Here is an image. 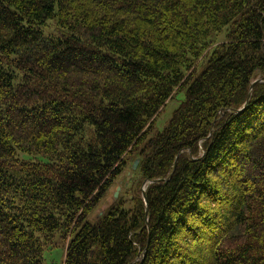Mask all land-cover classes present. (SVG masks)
<instances>
[{
  "label": "trees",
  "instance_id": "16d2710c",
  "mask_svg": "<svg viewBox=\"0 0 264 264\" xmlns=\"http://www.w3.org/2000/svg\"><path fill=\"white\" fill-rule=\"evenodd\" d=\"M138 158L147 206L90 223ZM59 242L64 264H264V0H0V264Z\"/></svg>",
  "mask_w": 264,
  "mask_h": 264
},
{
  "label": "rangeland",
  "instance_id": "374dc122",
  "mask_svg": "<svg viewBox=\"0 0 264 264\" xmlns=\"http://www.w3.org/2000/svg\"><path fill=\"white\" fill-rule=\"evenodd\" d=\"M170 107H172L170 105ZM170 110L166 112L164 115L160 118V124L159 128H163L168 122L169 118L172 113V108H169ZM166 123V124H165ZM94 131L90 128V130H87L84 132L85 142H89L91 144H94L95 137L91 141H87L91 139L92 136H94ZM133 160H128L126 167L124 168L123 173L119 178L114 182L113 186L111 187L110 191L105 195L103 200L100 202V204L97 206V208L91 213V215L88 218V221L90 223H98L101 222L105 217H107L114 209H122L126 212H131L136 207L135 200L137 198H141V193H139V190H141V187L145 185V183H141L142 176L141 174L135 171L131 170ZM131 172V173H130ZM117 188H121L118 197H114V193L116 192ZM75 233L71 230L69 233V239L74 237ZM59 237H57L58 240ZM200 242H205L204 238H198ZM61 242V241H60ZM57 244L58 247L61 248L51 252L49 256L46 257V264H50L51 259L55 261L56 264H64V258H65V251L62 249V245ZM56 247V246H55ZM48 252V251H47ZM46 252V255H47Z\"/></svg>",
  "mask_w": 264,
  "mask_h": 264
},
{
  "label": "water",
  "instance_id": "95a60500",
  "mask_svg": "<svg viewBox=\"0 0 264 264\" xmlns=\"http://www.w3.org/2000/svg\"><path fill=\"white\" fill-rule=\"evenodd\" d=\"M260 82V81H259ZM258 81H256L254 84H253V86L255 85V84H257V83H259ZM253 86H252V88H253ZM252 88H251V91L250 92H252ZM251 99V96L249 97V99H248V101H247V103L245 104V106H244V110L247 108V106H248V102H249V100ZM243 109H241L239 112H242V111H244ZM140 162H141V159H137L136 161H135V163L133 164V169L134 170H137V168L139 167V165H140ZM158 182V181H157ZM151 183H155V182H151ZM147 186V184H145V186L142 188V192H143V198H144V201H145V203L147 204V196H146V187ZM120 190H121V188H118L117 189V191H116V193H115V195H114V197L115 198H117L118 197V194H119V192H120ZM147 214H148V209H147Z\"/></svg>",
  "mask_w": 264,
  "mask_h": 264
},
{
  "label": "bare ground",
  "instance_id": "6f19581e",
  "mask_svg": "<svg viewBox=\"0 0 264 264\" xmlns=\"http://www.w3.org/2000/svg\"><path fill=\"white\" fill-rule=\"evenodd\" d=\"M146 204V203H145ZM146 206H147V204H146Z\"/></svg>",
  "mask_w": 264,
  "mask_h": 264
}]
</instances>
